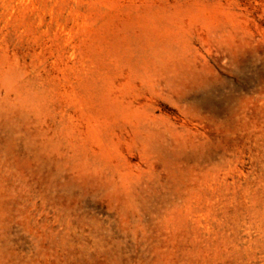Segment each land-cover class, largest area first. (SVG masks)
Returning <instances> with one entry per match:
<instances>
[{"label":"rangeland","instance_id":"1","mask_svg":"<svg viewBox=\"0 0 264 264\" xmlns=\"http://www.w3.org/2000/svg\"><path fill=\"white\" fill-rule=\"evenodd\" d=\"M0 264H264V0H0Z\"/></svg>","mask_w":264,"mask_h":264}]
</instances>
